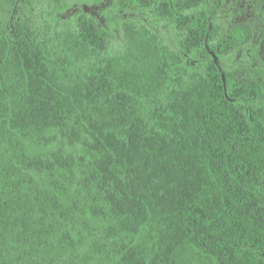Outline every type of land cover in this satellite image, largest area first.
<instances>
[{
    "label": "trees",
    "instance_id": "1",
    "mask_svg": "<svg viewBox=\"0 0 264 264\" xmlns=\"http://www.w3.org/2000/svg\"><path fill=\"white\" fill-rule=\"evenodd\" d=\"M232 1L122 0L177 46L128 19L110 50L0 0V264H264V0Z\"/></svg>",
    "mask_w": 264,
    "mask_h": 264
},
{
    "label": "rangeland",
    "instance_id": "2",
    "mask_svg": "<svg viewBox=\"0 0 264 264\" xmlns=\"http://www.w3.org/2000/svg\"><path fill=\"white\" fill-rule=\"evenodd\" d=\"M68 7L57 12L52 17L51 22L56 26H63L65 24L75 23L82 15L90 16L99 29L104 31L108 36V48L114 50L121 44V35L119 25L122 21L133 19L137 22H144L150 24L153 27H157L162 30L160 36L162 40L174 48L177 46L178 35L177 32L171 28H167L165 23L162 22L157 16L148 12H143L140 9H131L124 6L122 0H66ZM45 0H40L34 14H37L38 18H43ZM227 9L225 20L229 23H234L244 20L248 15V6L243 0H234L230 3V7ZM264 50H259V55L262 57ZM240 54V53H239ZM241 56L232 58L227 61V64H238Z\"/></svg>",
    "mask_w": 264,
    "mask_h": 264
}]
</instances>
